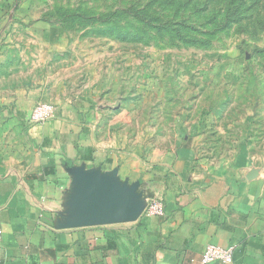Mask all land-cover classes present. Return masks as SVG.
I'll list each match as a JSON object with an SVG mask.
<instances>
[{
    "label": "crops",
    "instance_id": "1",
    "mask_svg": "<svg viewBox=\"0 0 264 264\" xmlns=\"http://www.w3.org/2000/svg\"><path fill=\"white\" fill-rule=\"evenodd\" d=\"M2 61L0 264H203L208 245L233 247L230 264H264V158L245 146L214 154L107 141L109 111L88 95L53 103L55 118L34 124L43 85L12 79ZM95 176L133 193L139 218L93 224L85 183ZM155 199L162 216L148 214Z\"/></svg>",
    "mask_w": 264,
    "mask_h": 264
},
{
    "label": "rangeland",
    "instance_id": "2",
    "mask_svg": "<svg viewBox=\"0 0 264 264\" xmlns=\"http://www.w3.org/2000/svg\"><path fill=\"white\" fill-rule=\"evenodd\" d=\"M0 57L107 141L264 158V0H0Z\"/></svg>",
    "mask_w": 264,
    "mask_h": 264
},
{
    "label": "water",
    "instance_id": "3",
    "mask_svg": "<svg viewBox=\"0 0 264 264\" xmlns=\"http://www.w3.org/2000/svg\"><path fill=\"white\" fill-rule=\"evenodd\" d=\"M114 175V172L110 174ZM92 192L93 224H103L114 221H135L140 216V207H131L133 193L122 196V192L116 186L105 179L95 176L85 183ZM115 219V220H114Z\"/></svg>",
    "mask_w": 264,
    "mask_h": 264
},
{
    "label": "built area",
    "instance_id": "4",
    "mask_svg": "<svg viewBox=\"0 0 264 264\" xmlns=\"http://www.w3.org/2000/svg\"><path fill=\"white\" fill-rule=\"evenodd\" d=\"M57 113V107L53 103L40 102L37 104L31 113V122L34 124H43L46 123L53 118H55ZM148 214L150 215H164L165 207L162 204V201L159 199H155L151 201L148 207ZM4 238V228L0 221V245L2 244ZM234 248H224L217 245H208L202 256L203 264H212L215 262H223V263H233L234 258Z\"/></svg>",
    "mask_w": 264,
    "mask_h": 264
}]
</instances>
